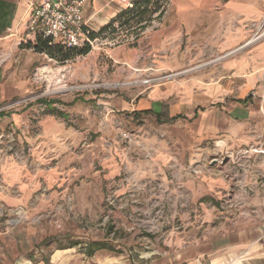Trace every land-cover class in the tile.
<instances>
[{"label":"crops","instance_id":"crops-1","mask_svg":"<svg viewBox=\"0 0 264 264\" xmlns=\"http://www.w3.org/2000/svg\"><path fill=\"white\" fill-rule=\"evenodd\" d=\"M29 1L0 0V147L2 140L15 137L29 145L33 159L38 153L36 163L43 166L26 174L27 181L32 184L38 176L47 181L57 174L59 185L80 178L90 187L98 185L101 175L109 179L120 174L122 164L148 183L158 180L165 188H186L179 200L195 203L203 218V224L196 223L193 208L178 214L181 229L140 255L143 264H264V154L240 155L251 146L264 151V36L249 39L255 27H264V0H171L160 17L155 14L142 29L136 28L133 38L123 35L113 48L103 45L122 36L118 32L125 25L116 21L117 15L132 0H85L90 28L96 33L103 29L100 49L109 59L100 70L91 59L87 70L86 54L60 62L27 47L26 42H34L26 29ZM171 39L179 45L174 54ZM207 39L209 57L227 58L180 81L150 86L135 82L119 91L104 86L89 93L88 88L59 91L53 98L34 95L45 81H118L120 76L135 79L175 65L192 66ZM109 63L119 65L110 71ZM178 92L182 94L174 95ZM222 96L227 100L214 105ZM120 112L125 126L116 118ZM136 115L150 117L137 123ZM34 119L37 132L32 130ZM128 132L139 133L150 156L129 161ZM196 159L203 170L198 176ZM93 161L101 168H93ZM23 175L16 159H0V264H70L65 258L78 244L57 247L49 258L37 260L28 253L32 237H23L20 228L5 222V212L23 203ZM228 194L236 205L222 209L221 199ZM84 245L80 251L89 258L110 253L100 249L91 256Z\"/></svg>","mask_w":264,"mask_h":264},{"label":"rangeland","instance_id":"rangeland-1","mask_svg":"<svg viewBox=\"0 0 264 264\" xmlns=\"http://www.w3.org/2000/svg\"><path fill=\"white\" fill-rule=\"evenodd\" d=\"M169 4H171V0H167L164 5L166 7ZM263 31L264 27L261 26L259 29L255 27L249 39L257 41L259 38H255ZM135 33L136 28L134 27V22H132L129 26H124L122 33L118 32V35L122 36L115 37V40L109 39L108 43L103 46L108 48L118 46L119 40L123 39V35H127V38H133ZM131 41L129 40L125 44L130 45ZM101 43L94 44L95 46L92 48L89 46L90 50L93 49L95 53H88L90 50L86 52L87 70L91 66L89 65L91 63L90 59L96 61L95 67L98 70L101 67H105L104 62H108L109 58H107L105 51L100 49L103 47ZM170 43L171 53L174 54V50L179 45L174 43V39H171ZM210 48L211 42H208L207 39L205 46L200 50L199 59L193 62L192 66L180 68L175 65L163 71L157 70L146 77L124 79L119 75L118 81L116 80L117 77H110L109 81H107L104 78L93 80L87 75L88 82L77 83V85L64 82V78L55 85L54 83L40 80L42 83L34 95L39 98H53L56 92L59 91L69 92L74 89L86 90L88 88L89 93V91L103 86L110 90L119 91V88L125 86V84L130 85L129 83L134 84L135 82L150 86L152 83L167 82L169 80L170 82L180 81L184 75H191V73L208 68L215 62H220L227 58L225 54L209 57L207 51H210ZM144 49H141V51L143 52ZM77 56L82 55L74 57ZM117 65L119 64L113 65L109 63L108 70L111 71V68L113 70L117 69ZM160 77L165 78L161 80L159 79ZM151 78L156 80L151 83L145 82V80ZM178 94L182 93L178 92L174 95ZM226 100L227 98L222 96L221 99L215 98L213 102L214 105L216 103L223 104ZM41 112L42 110H40ZM149 117L150 115H136L134 122L139 123L142 119L146 120ZM116 118L123 120L122 124L126 125V117L122 115V112L117 113ZM136 126L133 125V127ZM37 129V122L34 119L32 130L37 132ZM129 135L131 136L128 132L126 138L128 141L125 142L129 161L135 163L140 157L150 156L145 153L144 146L142 147L143 143L140 142L139 133L131 136L132 139H130ZM2 142L4 147L0 148H5L10 143L14 145L12 150L5 151L4 149V152L0 153L1 161L6 156L16 159L19 165L22 166L24 174L22 178L24 184H26L23 192V203L19 207H12L8 212H5V222L11 228L12 226L20 228V231L23 232V237H32V246H30L28 253L34 255L37 260L45 257L49 258L52 250L59 247L60 244L67 245L69 242L78 240L80 243L71 251L70 258H65L71 261L70 264H99L100 260L104 262L114 261L118 264H143L140 255L150 251L153 246L161 244L162 241L172 234V231L181 229L183 219H180L181 217L178 214L182 215L187 211L190 212V209L193 208L194 210L191 213L196 214V223L203 224V218L199 216L196 204L188 202L185 204L179 200L180 197L186 195V188L181 185L173 189L172 187L165 188L160 186L161 184L158 180L148 183L149 180L146 178V181L142 180L132 171L127 168L124 169L122 164L120 165V174L111 176L109 179L101 175L98 179V185L93 183L90 187L85 186L84 182L81 184L80 178L74 181L67 179L65 186L59 185L57 174L52 177L53 179H47V181L45 178L42 179L41 176L35 177V181L31 184L29 180L27 181L26 174L35 172L36 169H41L43 166H41V163H36L38 153L33 159L29 145L19 140L17 141L15 137L14 139L10 138V140L4 139ZM122 144L124 143L122 142ZM197 161L199 162L200 159L194 161L193 168L197 169L194 171L196 176L203 172ZM92 165L93 168H101L99 161L98 163L93 161ZM104 173L103 171L102 174ZM196 180L201 182L199 177H196ZM28 185H32V188H29ZM160 196H162L164 204L160 203ZM52 237L55 239H51L45 246L40 245L44 238L49 239ZM94 239L109 243L115 249H120L123 252L118 254L104 251L103 255L97 252L92 258L86 257L81 252V248L84 243L91 242ZM62 262H59V264Z\"/></svg>","mask_w":264,"mask_h":264},{"label":"built area","instance_id":"built-area-1","mask_svg":"<svg viewBox=\"0 0 264 264\" xmlns=\"http://www.w3.org/2000/svg\"><path fill=\"white\" fill-rule=\"evenodd\" d=\"M126 1V0H125ZM85 0H31L28 3L26 12V29L29 31L28 37L35 40L40 36L48 39L49 43L60 41L66 46H74L78 48L89 45L91 48L94 44L101 43L99 36H92L93 29L90 28L88 20L85 17L83 8ZM127 7L132 6L131 1H126ZM12 32L11 29H8ZM264 35V31L255 39ZM27 40V39H26ZM23 43V41H22ZM172 75V74H170ZM160 77L159 79H164ZM156 79L151 78L145 80L146 83L154 82ZM2 137L0 136V139ZM12 143L5 148H0V153L13 149ZM251 152L264 151L253 146L240 151V155H248ZM236 205L235 199L232 200L231 195H225L221 199L220 207L222 209H232Z\"/></svg>","mask_w":264,"mask_h":264},{"label":"trees","instance_id":"trees-1","mask_svg":"<svg viewBox=\"0 0 264 264\" xmlns=\"http://www.w3.org/2000/svg\"><path fill=\"white\" fill-rule=\"evenodd\" d=\"M132 6L126 7L123 9L119 14L117 15V20H119L121 23L125 26H129L130 23L134 22L135 28L142 29L144 27V24L149 23L151 19H153V16L157 14L155 17H160L162 15L164 4L167 2V0H132ZM112 24L108 25L106 28H110ZM103 29L100 32H92V36H99L102 33ZM27 47H32L37 52H44L46 53L50 58L56 59L60 62H63L65 60L71 59L72 57L76 55H84L87 51L90 50L89 45H86V47L78 48L74 46H66L60 41H54L52 43H49L48 39H44L40 36L36 37L33 43L26 42L25 44ZM41 102H44L47 104V101L45 98L40 99ZM58 114L65 117V114L61 111H58ZM51 239H55L54 237L49 238L47 241L50 242ZM56 241H58L56 239ZM80 241H72L69 242V246H75L76 244H79ZM66 247L63 244H60L59 247ZM85 252H87L88 255H91L96 251L100 249H106L110 251H114L116 253H122L120 249H115L111 244L105 243L103 241L99 240H92L89 243H86L84 245Z\"/></svg>","mask_w":264,"mask_h":264}]
</instances>
